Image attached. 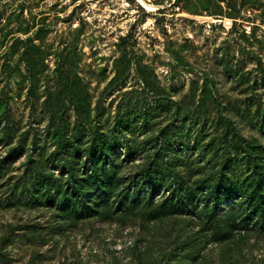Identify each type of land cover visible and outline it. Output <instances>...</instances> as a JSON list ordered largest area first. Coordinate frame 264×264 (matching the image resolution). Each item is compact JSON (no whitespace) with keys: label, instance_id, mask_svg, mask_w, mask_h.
I'll list each match as a JSON object with an SVG mask.
<instances>
[{"label":"rangeland","instance_id":"374dc122","mask_svg":"<svg viewBox=\"0 0 264 264\" xmlns=\"http://www.w3.org/2000/svg\"><path fill=\"white\" fill-rule=\"evenodd\" d=\"M77 103L99 132L125 114L121 188L132 190L83 219L27 191L39 158L61 177L56 132L90 131ZM169 134L206 145L185 150L190 186L225 161L243 170L248 146L264 161V0H0V264H264V233L240 203L198 195L193 213L173 214L165 188L126 181Z\"/></svg>","mask_w":264,"mask_h":264},{"label":"trees","instance_id":"16d2710c","mask_svg":"<svg viewBox=\"0 0 264 264\" xmlns=\"http://www.w3.org/2000/svg\"><path fill=\"white\" fill-rule=\"evenodd\" d=\"M74 108L78 124L89 125L90 131H80L72 135L63 130L56 132V150L51 154L56 157V167L61 177L46 176L42 166L44 160L39 158L38 166L32 168L38 181L34 185L38 186L27 191L32 196L38 192L44 198L51 199V204L63 211L61 213L68 218L83 219L98 215L114 196L119 197L121 205L132 198L131 189L125 191L121 188L124 179L121 171L124 165L119 163L122 154L118 137L120 132H124L128 119L120 110L114 118L113 127L107 132H99L98 128H91V113H88L85 106L77 103ZM176 137L168 135L165 148L156 152V164L148 165L125 177L126 181L133 179L137 189L146 187L152 196L161 188H165L168 196L164 204L167 210L171 211L168 213L173 214L193 213L194 200L198 195H202L207 202L215 203H221L228 196L230 203H240L243 207L244 220L254 221L259 231L264 233V161L258 160L255 149L249 146L245 148L248 157L247 166L243 170L235 169L234 163L228 167V162L225 161L220 168H212L209 178H199L190 186L188 178L195 177L198 172H194L190 168L192 165L185 160V150L200 153V148L206 145L203 146L197 139L193 144L188 141L186 144L175 145V141H179ZM213 144H207L211 147V155L214 154ZM25 149L24 145L12 148L6 160L13 161L18 155L24 154ZM174 149L176 151H173ZM127 153L130 157L125 162L129 164L134 160V152L128 150ZM171 179L176 181L173 185L169 182ZM209 180L212 182L208 183ZM53 192L55 195H52ZM232 199L240 201L233 202ZM232 227L234 233L236 226H233V223Z\"/></svg>","mask_w":264,"mask_h":264}]
</instances>
